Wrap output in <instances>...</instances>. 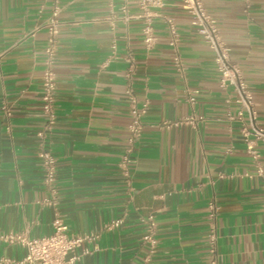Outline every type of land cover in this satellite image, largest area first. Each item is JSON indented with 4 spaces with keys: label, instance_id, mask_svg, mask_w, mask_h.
<instances>
[{
    "label": "crops",
    "instance_id": "0c3cea01",
    "mask_svg": "<svg viewBox=\"0 0 264 264\" xmlns=\"http://www.w3.org/2000/svg\"><path fill=\"white\" fill-rule=\"evenodd\" d=\"M159 2L152 7L156 42L147 52L138 0H127L128 19L123 0H58L56 118L49 128L41 95L44 24L54 1L0 0V264H30L22 262L25 248L1 236L50 235L56 217L70 233L88 236L75 264H142L150 215L157 245L149 264H210V201L217 205L220 264H264V143L256 163L242 123L227 117L236 114L235 95L219 84L214 51L182 0ZM202 3L264 129V0ZM166 18L179 33L184 76L173 64ZM129 90L139 106L148 105L127 179L120 161ZM42 150L56 160L51 186Z\"/></svg>",
    "mask_w": 264,
    "mask_h": 264
},
{
    "label": "built area",
    "instance_id": "2783aa9c",
    "mask_svg": "<svg viewBox=\"0 0 264 264\" xmlns=\"http://www.w3.org/2000/svg\"><path fill=\"white\" fill-rule=\"evenodd\" d=\"M54 1L51 14L46 18L44 27L48 32L47 44L44 48V72L42 80V108L47 115L48 127L55 121V91L56 82L53 72L56 43L59 35V12L58 0ZM140 7L139 18L143 20L142 35L143 44L147 52H150L156 42L154 34V18L156 16L152 7L159 5V0H138ZM182 7L189 12L192 17V25L201 35L202 39L214 51V59L219 72V84L223 89H230L234 95V102L237 106L236 114L227 112L230 120H238L242 123L241 132L244 136L246 149L254 162L258 163L260 153L257 148L258 142L264 143V129L257 125V114L253 109V93L243 77L240 67L230 61V47L222 38L216 20L206 11L202 0H182ZM122 11L128 15L127 0H123ZM170 31V46L173 50V64L175 69L184 76L185 65L179 51V33L172 18H166ZM132 71V68L129 70ZM131 122L129 124L128 144L121 156L120 168L123 175L130 178V166L133 162L132 155L135 145L139 141L143 130V118L147 110V102L142 105L137 104L136 95L132 90L128 91ZM188 100L195 101V96L188 92ZM191 121L192 118H187ZM169 125V124H168ZM44 169V182L52 185L56 180L57 165L56 160L48 150H42L39 154ZM208 242L209 253L211 255L210 264H220L218 252L217 233V205L214 201L208 204ZM121 220L117 219L110 224V227L120 225ZM148 230L143 240L149 246V255L142 264H149L151 254L157 245L156 225L154 216L147 218ZM1 238L10 243H16L25 248L26 254L22 260L30 264H75L80 259L77 248L88 238L69 232L68 225L61 217H56L53 221V232L50 235L32 238L26 233H9Z\"/></svg>",
    "mask_w": 264,
    "mask_h": 264
}]
</instances>
